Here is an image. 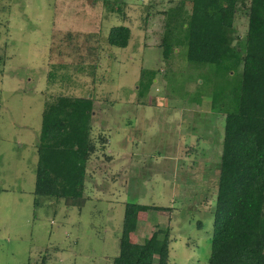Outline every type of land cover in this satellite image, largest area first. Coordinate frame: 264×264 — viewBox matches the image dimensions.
<instances>
[{"label":"rangeland","instance_id":"obj_1","mask_svg":"<svg viewBox=\"0 0 264 264\" xmlns=\"http://www.w3.org/2000/svg\"><path fill=\"white\" fill-rule=\"evenodd\" d=\"M177 1L117 0L125 19L104 0H0V264H113L125 202L172 208L139 216V242L171 226L169 264H208L225 118L212 83L201 105L186 96L203 81L186 46L163 59L162 14ZM120 25L132 29L126 48L108 42ZM235 26L243 40L244 13ZM143 68L158 70L145 103ZM59 95L92 99L93 137L109 145L88 163L87 199L55 201L56 213L33 192L44 102Z\"/></svg>","mask_w":264,"mask_h":264},{"label":"trees","instance_id":"obj_2","mask_svg":"<svg viewBox=\"0 0 264 264\" xmlns=\"http://www.w3.org/2000/svg\"><path fill=\"white\" fill-rule=\"evenodd\" d=\"M115 1L104 3L126 19ZM242 13L248 21L243 40L236 37L235 26ZM162 15L166 18L163 59L168 63L186 46L188 62L200 71L192 80L203 78L186 96L201 105V86L212 83V108L225 118L208 264H264V0H178ZM74 35L68 31L64 37ZM131 36L130 26H114L108 42L126 48ZM240 71L238 84L230 90V78ZM157 75V69H142L138 101L145 103ZM93 112L88 97L59 95L45 100L37 145L35 205L48 199L49 209L57 213L55 201L80 207L87 199L88 163L94 153L106 152L109 145L104 133L99 134L98 142L93 137ZM124 204L120 252L113 264H155V257L158 264H169L171 226L153 231L143 242L133 234V228L142 213L172 208Z\"/></svg>","mask_w":264,"mask_h":264}]
</instances>
